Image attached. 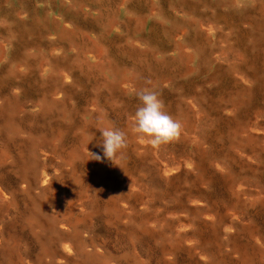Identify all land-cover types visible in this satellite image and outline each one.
Returning a JSON list of instances; mask_svg holds the SVG:
<instances>
[{
	"label": "rangeland",
	"instance_id": "obj_1",
	"mask_svg": "<svg viewBox=\"0 0 264 264\" xmlns=\"http://www.w3.org/2000/svg\"><path fill=\"white\" fill-rule=\"evenodd\" d=\"M0 264H264V0H0Z\"/></svg>",
	"mask_w": 264,
	"mask_h": 264
},
{
	"label": "clouds",
	"instance_id": "obj_2",
	"mask_svg": "<svg viewBox=\"0 0 264 264\" xmlns=\"http://www.w3.org/2000/svg\"><path fill=\"white\" fill-rule=\"evenodd\" d=\"M146 84H151L146 80ZM137 98L140 101L135 115L131 118V132L140 139H146L154 148L168 145L177 140L181 134L182 124L164 111V102L153 88L145 87L139 90ZM102 134V153L92 154L93 160L114 162L122 158V150L127 148L125 131L115 127L100 128ZM130 187V186H129Z\"/></svg>",
	"mask_w": 264,
	"mask_h": 264
}]
</instances>
